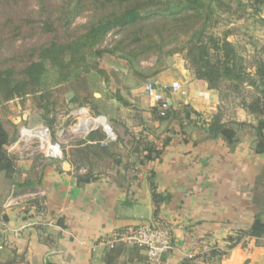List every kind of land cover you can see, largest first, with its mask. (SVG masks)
I'll return each mask as SVG.
<instances>
[{
  "label": "crops",
  "instance_id": "0c3cea01",
  "mask_svg": "<svg viewBox=\"0 0 264 264\" xmlns=\"http://www.w3.org/2000/svg\"><path fill=\"white\" fill-rule=\"evenodd\" d=\"M152 79L180 82L185 93L173 94L170 104L181 112L188 108L183 127L173 117L152 119L153 103L144 87L116 93L140 109V114L122 117L132 135L143 133L162 149L159 157L146 160L130 145L117 144L113 157L93 159L91 171L80 165L76 144L64 149L62 161L13 155L18 167L14 180L0 172V264H180L190 255L226 250L227 237L250 225L257 211L254 191L264 192L256 187L264 154L253 150L254 132L241 137L238 131L233 144L213 138L210 122L221 104L219 92L195 78L184 60L175 59ZM89 170L95 178L79 184L78 176ZM151 180L169 196L157 219ZM26 181L32 185L16 189L15 183ZM12 196L19 204L4 206ZM151 221L167 223L173 236L174 248L160 263L149 262L141 248L106 244L114 234ZM208 264H264V246L252 240Z\"/></svg>",
  "mask_w": 264,
  "mask_h": 264
},
{
  "label": "trees",
  "instance_id": "16d2710c",
  "mask_svg": "<svg viewBox=\"0 0 264 264\" xmlns=\"http://www.w3.org/2000/svg\"><path fill=\"white\" fill-rule=\"evenodd\" d=\"M234 1L239 4L237 11L248 6L257 11L264 5V0H63L61 3L36 0L37 9L21 13L11 9L25 5L26 0H0V103L37 94H40V99H46L51 88L97 68L96 62L104 54L125 60L135 73L149 81L162 68L159 61L152 68H142L141 60L147 58L150 51L158 49L159 41L172 30L184 27L190 34L185 48L189 69L195 78L205 81L220 95L221 104L210 122L213 138L233 144L238 141L239 129L251 127L255 131L253 150L256 154H264V57H255V68L251 71L228 35L218 37L208 32V28L216 24L214 6L231 10ZM86 11L92 12L88 21L76 25L75 20ZM116 28L127 33L112 45L102 48ZM18 40L23 43L16 47ZM245 86L255 89L249 98L243 94ZM238 96L241 97L238 106L253 115L255 123L235 119L224 121L227 101ZM115 98L126 106L130 105L117 93ZM82 105H89L94 113L101 114L98 105L88 98ZM188 111L187 107L182 112L177 111L171 104L162 109L157 103L151 108V115L152 119L160 122L173 117L183 127ZM140 122L144 128H149L142 120ZM109 123L118 135L117 142L101 145L104 133L101 130L89 132L75 143L80 146L77 148L80 165H89L92 171L93 159L113 157L117 144L130 145L133 153L146 160L161 155L162 149H157L143 133L132 135L123 117L111 118ZM48 128L52 139L56 140L55 131L51 126ZM15 139L0 122V172H4L9 180H14L18 173L16 158L8 152V146ZM167 142L165 140L164 145ZM91 171L84 176L79 175L78 183L93 180L95 177ZM262 178L264 171L260 175ZM29 185L32 183L27 181L15 183L16 189ZM151 187L157 219L160 204L169 196L159 193L153 180ZM253 201L257 211L250 225L227 237L226 250L212 249L186 257L180 264H208L212 258L227 256L238 245L246 248L252 240L258 246H264V207H258V197L255 196Z\"/></svg>",
  "mask_w": 264,
  "mask_h": 264
},
{
  "label": "rangeland",
  "instance_id": "374dc122",
  "mask_svg": "<svg viewBox=\"0 0 264 264\" xmlns=\"http://www.w3.org/2000/svg\"><path fill=\"white\" fill-rule=\"evenodd\" d=\"M55 3H61L63 0H51ZM231 10L225 7L214 6L213 17L216 24L208 28V32L215 36L224 37L228 35V39L234 43L245 66L254 71L255 57H264V5L259 9L248 6L241 7L237 11L239 4L232 3ZM24 6V7H23ZM36 0H26V4H20L17 8H12V12H27L28 10L37 9ZM91 11H86L80 15L75 24L80 25L88 21ZM188 29L176 28L159 41V48L149 52L147 58L141 60L142 68H152L159 61V67L168 66L169 63L178 60H186V46L188 44L190 34ZM127 31L116 28L112 30L103 47H108L114 41ZM23 41L18 40L16 47L22 45ZM7 54V52H6ZM69 55V54H67ZM97 68H92L86 73L81 74L77 79L68 83L51 88L46 99H40V94L30 95L25 98H15L9 102L0 103V122L10 132L12 138L19 137V130L22 126H51L55 131V138L60 139L64 149L77 141L83 139V134L74 130V125L78 119L73 115L79 107H83L82 103L88 98L98 105L101 114L107 116L111 122V118L122 117V113L126 115L140 114V109L119 103L118 105L112 100L115 99L116 89L129 92L131 88L144 87L146 79L138 75L132 70L128 63L116 58L110 54H104L98 60ZM94 62H92L93 66ZM154 65V66H155ZM153 66V67H154ZM72 97L69 98V93ZM255 93V89L245 86L243 94L248 98ZM76 101H73V100ZM241 97L235 98L233 101H227L225 117L227 119H235L244 122L255 123L256 119L251 114H246L240 108L239 103ZM91 111V107L87 106ZM93 112V111H92ZM251 115V116H250ZM52 121L53 123H50ZM119 127V126H118ZM117 127V128H118ZM122 129V127H119ZM62 134H59L61 133ZM251 127L239 129L241 137H248L246 133L253 134ZM59 135V137H58ZM15 139V140H16ZM264 189V178L258 180L256 187ZM11 188H8L2 197L3 202L9 194ZM259 198V206L264 207V192L259 193L256 189L254 197ZM257 209V208H256Z\"/></svg>",
  "mask_w": 264,
  "mask_h": 264
},
{
  "label": "built area",
  "instance_id": "2783aa9c",
  "mask_svg": "<svg viewBox=\"0 0 264 264\" xmlns=\"http://www.w3.org/2000/svg\"><path fill=\"white\" fill-rule=\"evenodd\" d=\"M144 90L153 105L160 103L162 109L168 108L173 94L185 93L178 81L157 83L149 80L145 83ZM72 114L78 119L73 128L76 132L82 133L83 138L91 131L101 130L105 135L100 141L101 145L117 142L118 135L104 114H96L85 106L77 108ZM82 125L84 129L81 128ZM8 152L11 155L18 153L22 157L41 155L51 160L65 159L60 139L53 140L51 131L46 126H22L19 130V137L8 146ZM16 204H19V199L12 196L5 201L4 206L9 207ZM117 243L141 248L151 263H160L164 255L174 248L171 228L163 221L129 227L123 232L114 234L106 242L110 247H114Z\"/></svg>",
  "mask_w": 264,
  "mask_h": 264
},
{
  "label": "water",
  "instance_id": "95a60500",
  "mask_svg": "<svg viewBox=\"0 0 264 264\" xmlns=\"http://www.w3.org/2000/svg\"><path fill=\"white\" fill-rule=\"evenodd\" d=\"M151 81H154V79H151ZM68 96H69V98H71V97H72V93L70 92ZM170 102H171V101H170ZM254 132H255V131H254ZM151 223L153 224L152 221H151Z\"/></svg>",
  "mask_w": 264,
  "mask_h": 264
},
{
  "label": "bare ground",
  "instance_id": "6f19581e",
  "mask_svg": "<svg viewBox=\"0 0 264 264\" xmlns=\"http://www.w3.org/2000/svg\"><path fill=\"white\" fill-rule=\"evenodd\" d=\"M85 125V124H84ZM84 125L81 126L82 129H84Z\"/></svg>",
  "mask_w": 264,
  "mask_h": 264
}]
</instances>
